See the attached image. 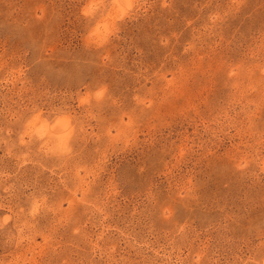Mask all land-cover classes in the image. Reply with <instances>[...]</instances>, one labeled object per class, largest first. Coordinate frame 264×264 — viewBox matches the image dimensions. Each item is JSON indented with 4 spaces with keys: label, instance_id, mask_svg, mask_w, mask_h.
<instances>
[{
    "label": "rangeland",
    "instance_id": "374dc122",
    "mask_svg": "<svg viewBox=\"0 0 264 264\" xmlns=\"http://www.w3.org/2000/svg\"><path fill=\"white\" fill-rule=\"evenodd\" d=\"M0 264H264V0H0Z\"/></svg>",
    "mask_w": 264,
    "mask_h": 264
}]
</instances>
